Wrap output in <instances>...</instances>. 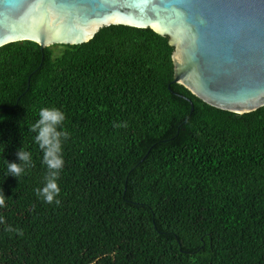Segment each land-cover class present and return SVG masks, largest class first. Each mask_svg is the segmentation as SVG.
<instances>
[{
	"label": "trees",
	"instance_id": "1",
	"mask_svg": "<svg viewBox=\"0 0 264 264\" xmlns=\"http://www.w3.org/2000/svg\"><path fill=\"white\" fill-rule=\"evenodd\" d=\"M173 52L122 24L78 45L0 47V264H264V106L203 101L174 82ZM43 107L69 133L58 204L36 192ZM20 148L31 165L7 176Z\"/></svg>",
	"mask_w": 264,
	"mask_h": 264
},
{
	"label": "water",
	"instance_id": "2",
	"mask_svg": "<svg viewBox=\"0 0 264 264\" xmlns=\"http://www.w3.org/2000/svg\"><path fill=\"white\" fill-rule=\"evenodd\" d=\"M119 24L167 36L174 82L203 101L238 114L264 106V0H0V47L78 45Z\"/></svg>",
	"mask_w": 264,
	"mask_h": 264
},
{
	"label": "clouds",
	"instance_id": "3",
	"mask_svg": "<svg viewBox=\"0 0 264 264\" xmlns=\"http://www.w3.org/2000/svg\"><path fill=\"white\" fill-rule=\"evenodd\" d=\"M65 113L57 107H43L39 110V119L31 125V131L35 132V141L43 151L42 162L47 166L48 175L43 187L37 188V194L47 203H59V193L61 188L58 185L60 170L64 167L63 141L69 136V133L61 127L65 120ZM4 119V118H3ZM3 119H0L2 121ZM119 126V125H117ZM19 162L6 159V174L19 177L26 166L31 165V154L20 148L16 153ZM6 195L0 191V207L5 206ZM3 217H0L2 222ZM8 230H11L9 228Z\"/></svg>",
	"mask_w": 264,
	"mask_h": 264
},
{
	"label": "rangeland",
	"instance_id": "4",
	"mask_svg": "<svg viewBox=\"0 0 264 264\" xmlns=\"http://www.w3.org/2000/svg\"><path fill=\"white\" fill-rule=\"evenodd\" d=\"M104 251V250H103Z\"/></svg>",
	"mask_w": 264,
	"mask_h": 264
}]
</instances>
